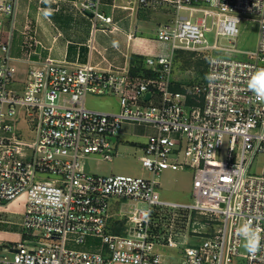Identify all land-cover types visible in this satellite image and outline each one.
<instances>
[{
  "label": "built area",
  "instance_id": "2783aa9c",
  "mask_svg": "<svg viewBox=\"0 0 264 264\" xmlns=\"http://www.w3.org/2000/svg\"><path fill=\"white\" fill-rule=\"evenodd\" d=\"M16 1L0 0V213L21 196L25 209L20 239L0 240V264H233L241 227L251 224L264 238V164L260 174L250 172L256 156L264 157V100L248 87L251 76L264 68V0H166L177 13L157 34L172 50L224 49L245 56H209L205 78L179 90L172 88V55L149 56L152 75L52 58L37 63L25 58L22 71L17 64L22 59L10 54L6 27ZM96 4L87 0L83 6L95 9ZM182 9L188 16L180 14ZM209 15L214 44L206 38ZM95 16L112 22L97 9ZM249 18L260 27L255 49L217 43L221 36L234 43L239 22ZM89 93L115 94L120 109L89 107ZM126 121L156 129L140 156L153 177L84 170L88 153L112 160ZM20 124L31 139L21 137ZM166 168L193 169V202L161 199L158 178ZM166 207L207 218L205 230L192 229L202 240L185 246L177 262L156 247L178 246L172 234L164 238L157 231L155 214ZM88 236L101 237L99 251L67 246ZM261 245L254 255L248 252L246 264H264V239Z\"/></svg>",
  "mask_w": 264,
  "mask_h": 264
},
{
  "label": "crops",
  "instance_id": "0c3cea01",
  "mask_svg": "<svg viewBox=\"0 0 264 264\" xmlns=\"http://www.w3.org/2000/svg\"><path fill=\"white\" fill-rule=\"evenodd\" d=\"M86 1L17 0L6 27L11 31L10 54L22 59L17 63L19 67L28 66L25 58L33 63L52 58L70 65L89 62L102 68L128 67L131 70L135 64L150 69L146 63L149 56L170 57L167 52L172 44L160 40L157 32L160 24L176 16L172 3L166 0H90L97 3L95 9H90L83 6ZM96 9L112 16V22L97 18ZM182 11L186 10H180V14ZM172 77L174 86V74ZM131 123L124 122L119 135L124 133L125 124ZM139 123L148 127L147 139L156 132L153 125ZM87 156L82 158V168L91 172L86 167ZM24 200L21 196L11 204Z\"/></svg>",
  "mask_w": 264,
  "mask_h": 264
},
{
  "label": "rangeland",
  "instance_id": "374dc122",
  "mask_svg": "<svg viewBox=\"0 0 264 264\" xmlns=\"http://www.w3.org/2000/svg\"><path fill=\"white\" fill-rule=\"evenodd\" d=\"M188 16L187 11L181 12ZM200 12L198 15H202ZM212 17L208 16L207 27L210 28L206 32V38L209 44H214L215 27L211 23ZM239 34L231 43L226 37H219L217 43L222 47H231L239 50H253L257 46L259 36V22L256 19H243L238 24ZM169 54L172 55L173 74L176 82L182 85H193L206 75L207 59L209 56H227L232 53L236 56L245 57L242 53L227 52L224 49H212L204 52H192L184 49L168 48ZM264 64V63H263ZM23 71V67L21 66ZM181 85V86H182ZM87 105L96 110L117 111L120 109L119 98L115 94H95L89 93L87 96ZM23 133L21 137L31 139L30 133L27 132L25 126L20 124ZM148 127L139 122L125 124L124 133L120 134L117 143L114 145V153L112 160H103L99 153H88L85 159L86 167L91 172H99L105 174H130L136 176L153 177V173L143 165L140 156L142 155L141 146L148 139ZM156 133V132H155ZM221 157V155H217ZM264 164L263 155L259 154L250 167V172L260 174ZM95 168V170L93 169ZM93 169V170H92ZM95 172V173H96ZM44 177H51L52 174H43ZM160 184L158 191L163 200L175 202L178 204H189L193 202L192 181L193 169H177L166 168L159 175ZM114 211H117L116 203H114ZM140 206L146 203L139 202ZM155 208V206H154ZM168 207H166L167 209ZM25 209L24 201H17L11 204L8 209L0 213V240L2 242H11L20 239L19 232L23 230L19 222L22 220V212ZM168 208L163 214H155L154 221L159 224L157 231L165 238L172 234L173 239L177 241V247L168 245H157L166 260L177 262L181 259L182 251L185 246L202 240L201 234H196L192 229L198 227L200 230L206 229L207 218L195 211L177 208L171 210ZM124 223L121 221L120 225ZM119 227V226H118ZM244 240L240 246L238 255L234 257L233 264H246L248 251L243 247ZM67 246L76 249H90L99 251L102 247V239L99 236L86 237L84 242L78 243L69 240ZM12 256V253L9 254ZM128 264V263H117Z\"/></svg>",
  "mask_w": 264,
  "mask_h": 264
},
{
  "label": "clouds",
  "instance_id": "9594fccd",
  "mask_svg": "<svg viewBox=\"0 0 264 264\" xmlns=\"http://www.w3.org/2000/svg\"><path fill=\"white\" fill-rule=\"evenodd\" d=\"M248 87L256 95L257 100H264V68L258 69L248 81ZM239 234L244 240L243 247L251 254L258 252L262 245L259 231L251 224H245L239 229Z\"/></svg>",
  "mask_w": 264,
  "mask_h": 264
},
{
  "label": "trees",
  "instance_id": "16d2710c",
  "mask_svg": "<svg viewBox=\"0 0 264 264\" xmlns=\"http://www.w3.org/2000/svg\"><path fill=\"white\" fill-rule=\"evenodd\" d=\"M133 63H135L134 60H133ZM131 73L133 75H136V74L152 75V74H154V72L151 69H145L144 67L140 68V67H137L135 64L131 67ZM205 76H204V78H205ZM181 85H182L181 83L176 82V84L174 86H172V88L175 89V90H179L182 87ZM116 229L118 230V229H120V227H118Z\"/></svg>",
  "mask_w": 264,
  "mask_h": 264
},
{
  "label": "water",
  "instance_id": "95a60500",
  "mask_svg": "<svg viewBox=\"0 0 264 264\" xmlns=\"http://www.w3.org/2000/svg\"><path fill=\"white\" fill-rule=\"evenodd\" d=\"M85 11H86L87 13H89V14H92V13H93V11L90 10V9H85ZM150 94H151L150 91L147 92L146 95H145V98H148V97L150 96ZM115 139H116V136H113V137H112V140H115Z\"/></svg>",
  "mask_w": 264,
  "mask_h": 264
}]
</instances>
